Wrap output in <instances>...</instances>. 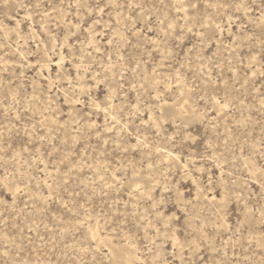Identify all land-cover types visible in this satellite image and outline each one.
Returning <instances> with one entry per match:
<instances>
[{
    "label": "rangeland",
    "instance_id": "374dc122",
    "mask_svg": "<svg viewBox=\"0 0 264 264\" xmlns=\"http://www.w3.org/2000/svg\"><path fill=\"white\" fill-rule=\"evenodd\" d=\"M113 247L264 264V0H0V264Z\"/></svg>",
    "mask_w": 264,
    "mask_h": 264
},
{
    "label": "bare ground",
    "instance_id": "6f19581e",
    "mask_svg": "<svg viewBox=\"0 0 264 264\" xmlns=\"http://www.w3.org/2000/svg\"><path fill=\"white\" fill-rule=\"evenodd\" d=\"M182 108H184V107H182ZM174 114L175 115H181V111L176 110V111H174ZM253 172L256 173V170L254 169ZM109 245H112V244H109ZM109 247H111V246H109ZM109 252H110L111 256H113L114 261L116 263L118 262V264H119V262H121L123 264H131V259L129 257V253H130L129 251H125L124 249L122 250V248L119 249V248L113 247V249H109Z\"/></svg>",
    "mask_w": 264,
    "mask_h": 264
}]
</instances>
